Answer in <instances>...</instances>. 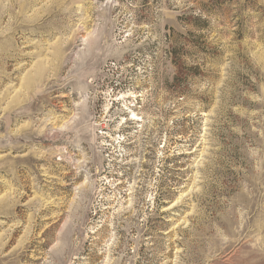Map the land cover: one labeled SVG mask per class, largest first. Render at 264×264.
Returning <instances> with one entry per match:
<instances>
[{
    "label": "rangeland",
    "instance_id": "rangeland-1",
    "mask_svg": "<svg viewBox=\"0 0 264 264\" xmlns=\"http://www.w3.org/2000/svg\"><path fill=\"white\" fill-rule=\"evenodd\" d=\"M0 264H264V0H0Z\"/></svg>",
    "mask_w": 264,
    "mask_h": 264
}]
</instances>
